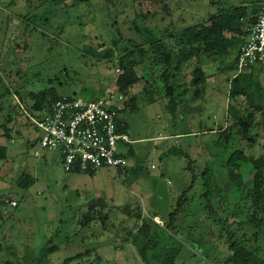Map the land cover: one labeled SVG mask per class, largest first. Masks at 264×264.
<instances>
[{"label":"rangeland","instance_id":"1","mask_svg":"<svg viewBox=\"0 0 264 264\" xmlns=\"http://www.w3.org/2000/svg\"><path fill=\"white\" fill-rule=\"evenodd\" d=\"M12 1L0 0V86L8 83L19 95L11 96L15 109L4 103L5 111H10L15 119L10 127L16 133L10 142L0 139L9 154L8 162H0V196L17 201L18 207L0 205V238L7 234L6 243L19 251L25 243L41 247L55 233L60 220L79 221L80 215L94 208L107 220L93 221L77 241L96 248L104 264H165L176 249L180 255L172 264H213L226 259L230 255L228 246L212 234L209 224L206 230L205 216L199 214L205 205L201 207L193 192L188 198L195 199V203L186 210L184 218L183 215L176 218L171 228L166 225L181 194L192 182L190 159L198 175L210 165L224 190L229 186L221 176L220 165L230 152L240 148L253 158L263 154L261 116L253 133L258 134L257 145L249 148L245 142L235 141L236 147L230 145L227 149L216 144L218 135L212 132L226 124L229 104L240 106L239 102H245L244 98L238 101L228 98L231 88L228 77L232 73L215 75L216 66L208 62L204 67L211 79L204 91L205 101L191 104L186 109L190 112L179 119L173 118L167 111V102L161 101L158 82L146 89L145 82L139 84L135 89L138 109L119 115L120 121L128 126L124 133L130 137L129 144H119V153L127 158L128 165L117 170L103 167L86 174L66 173L58 153L51 155L40 146H32L40 137L34 120L43 118L48 110L32 109L30 93L53 89L62 98L86 101H97L110 94L117 97V79L122 68L121 56L112 44L115 37L122 35L125 47L130 40L142 41L138 29L180 31L231 7L251 12L260 8L264 0H165L168 12L163 9L156 19L140 20L135 18L132 0H115L118 8L110 6V10L103 0H92L70 13L62 11L51 16L48 22L47 16L41 14L38 26L26 25L23 16L30 8L22 3L24 0L10 6ZM158 2L145 0V9L154 12V6L160 5ZM29 29L32 31L26 33ZM106 54L110 56L104 57ZM143 73L139 70L140 76ZM160 74L157 69V76ZM235 74L240 76L242 85L248 86L252 101L264 109V64ZM188 80L192 81L190 75ZM194 90L190 88V93ZM21 101L24 105L19 104ZM113 106L124 109L117 101ZM189 132L192 134L181 135ZM174 147L184 149L190 158L167 155ZM35 152L41 154L36 157ZM254 164L251 161L248 166ZM195 189L197 195L202 193L198 186ZM229 193H236V189L232 187ZM223 195L225 198L226 194ZM230 198L234 200L231 194ZM155 214L160 217L155 222L163 228L153 223ZM147 233L156 243L146 239ZM202 235V239L196 240ZM200 249L199 255L205 261L194 256Z\"/></svg>","mask_w":264,"mask_h":264},{"label":"trees","instance_id":"2","mask_svg":"<svg viewBox=\"0 0 264 264\" xmlns=\"http://www.w3.org/2000/svg\"><path fill=\"white\" fill-rule=\"evenodd\" d=\"M91 1L24 0L22 3L24 5L26 3L30 10L23 18L27 21V26L32 24L38 26V18L41 14L47 16L45 21L48 22L51 16H57L62 11L69 12L71 9ZM103 1L109 10L110 6L118 8L115 0ZM132 1L135 3V18L138 20L156 19L157 14L163 9L167 11L165 0H158L160 5L154 6L156 8L154 12L145 9V0L139 3H137L138 0ZM16 3L17 0H13L10 6L17 5ZM41 10L43 11L40 12ZM242 10V7H231L226 11L212 14L207 20L180 31L169 28L156 32L150 31L148 28L138 29L142 33V41L130 40L127 42L128 45L125 44V47H122L123 36L115 37L112 44L121 56L119 60L122 68V73L117 79V90L126 98L125 101L120 102L123 104V110L115 107L119 114L125 111L135 112L138 109L135 89L139 84L145 82L144 89H146L147 86L153 88L158 82L161 90H158L157 93L161 97V101L167 102V111L173 118L179 119L180 116L184 118L190 112L186 110L187 107L190 108L193 103L205 101L204 91L208 87L211 75L208 74L204 66L210 63L216 66L215 75L233 74L228 77L229 84H231L228 98L235 101L244 98L245 101L244 103L239 102L240 106L229 104L226 124L222 125L219 131L212 132L218 135L216 144L227 147V149L230 145L235 146V141L245 142L249 148L257 145L256 136L258 134L253 133L259 125L260 116L264 118V109L252 101L248 86L244 83L242 85L240 76L235 73L239 50L246 42L249 29L255 23L260 8H253L251 12ZM170 24L174 23L170 22ZM33 30L39 32L37 27H34ZM29 31L32 30L29 29L25 32ZM109 56V54L104 55V57ZM157 69L161 71L159 76H157ZM139 70L144 72L142 76H140ZM147 70L153 71L148 74ZM153 74L156 75L155 79H153ZM189 75L192 78L191 82L188 80ZM192 87L195 90L190 93ZM13 94H17V92L10 84L3 83L0 86V139L8 142L15 139L16 133H13V128L10 127L15 119L11 116L10 111H5V104H8L11 110L16 107L13 100L11 101ZM30 94L34 110L45 108L49 111L56 101L62 99L53 89ZM19 104L24 105V101ZM19 104L17 105L19 106ZM119 124V131L126 132L127 124L122 123L120 119ZM191 134L189 132L181 135ZM169 154L190 158L188 152L178 147L172 148L167 155ZM8 161L7 146L0 143V162ZM251 161L255 164L248 166ZM192 164L194 161L190 159L188 169L193 172L192 182L181 194L175 210L169 214L170 222L166 226L171 228V223L176 218H180L182 215L184 218L186 210L195 203V199L188 198L193 192L201 207L205 205L204 210L199 214L205 216L206 230L209 224L212 234L219 240H224L230 251V255L226 259H219L212 263L264 264V151L258 158L247 155L240 148L230 152L220 165L221 176L226 179L225 184L229 186L224 190L218 185L216 174L210 165H207L198 175L193 171ZM199 180L201 182L197 184ZM197 186L202 189V193L199 195L195 189ZM232 187L236 189V193H229ZM223 194H226L225 203ZM230 194L234 196V200L230 198ZM6 200L7 197L1 195L0 205L5 207ZM79 217V221L76 222L60 220L55 233L41 247L25 243L24 249L19 251L14 245H8L6 243L8 235H3L0 238V264H104V259L98 254L96 248L80 245L77 240L79 234L91 227L93 221L100 220L105 223L107 217L94 212V208ZM156 218L160 217L155 214L153 223L162 227L155 222ZM200 237L202 239L203 235L196 240H199ZM146 239L156 243L149 233L146 234ZM152 248H154V244ZM65 251L67 253L62 256L61 254ZM179 251L178 249L172 250L171 257L164 263H174V259L180 255ZM200 252L201 249L196 251L197 254L194 256L205 261L203 255H199Z\"/></svg>","mask_w":264,"mask_h":264},{"label":"built area","instance_id":"3","mask_svg":"<svg viewBox=\"0 0 264 264\" xmlns=\"http://www.w3.org/2000/svg\"><path fill=\"white\" fill-rule=\"evenodd\" d=\"M257 64H264V3L239 50L237 73ZM123 100L121 94L117 97L110 94L97 101L59 99L43 118L34 120L40 132V148L58 153L68 173L126 167L128 160L119 153V144H129L130 137L119 131L120 114L113 106V102ZM6 203L10 207L18 206L17 201L6 200Z\"/></svg>","mask_w":264,"mask_h":264},{"label":"crops","instance_id":"4","mask_svg":"<svg viewBox=\"0 0 264 264\" xmlns=\"http://www.w3.org/2000/svg\"><path fill=\"white\" fill-rule=\"evenodd\" d=\"M32 146H39V142H38V139L33 143V145ZM43 151H46V150H43ZM46 152H48L49 154H51V155H53V154H55L54 152H50V151H46ZM36 153V152H35ZM41 154V153H40ZM37 157V156H36ZM60 160H59V162L60 163H62V157L60 156ZM45 162H47L48 163V161H45ZM62 169H63V171H65L64 170V168H63V164H62ZM66 172V171H65ZM66 173H68V172H66ZM73 173H78V172H73ZM80 174H86V173H80Z\"/></svg>","mask_w":264,"mask_h":264},{"label":"water","instance_id":"5","mask_svg":"<svg viewBox=\"0 0 264 264\" xmlns=\"http://www.w3.org/2000/svg\"><path fill=\"white\" fill-rule=\"evenodd\" d=\"M5 214V213H4Z\"/></svg>","mask_w":264,"mask_h":264}]
</instances>
